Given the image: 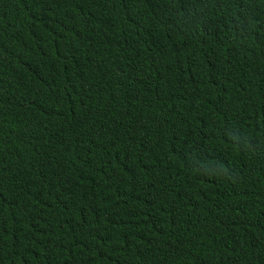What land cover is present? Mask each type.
Masks as SVG:
<instances>
[{"label": "trees", "instance_id": "16d2710c", "mask_svg": "<svg viewBox=\"0 0 264 264\" xmlns=\"http://www.w3.org/2000/svg\"><path fill=\"white\" fill-rule=\"evenodd\" d=\"M0 264H264V0H0Z\"/></svg>", "mask_w": 264, "mask_h": 264}]
</instances>
